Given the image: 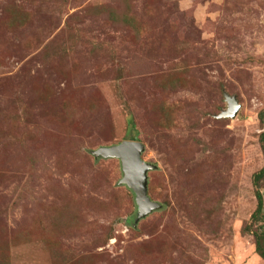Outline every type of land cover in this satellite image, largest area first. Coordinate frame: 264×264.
Segmentation results:
<instances>
[{
  "label": "rangeland",
  "instance_id": "1",
  "mask_svg": "<svg viewBox=\"0 0 264 264\" xmlns=\"http://www.w3.org/2000/svg\"><path fill=\"white\" fill-rule=\"evenodd\" d=\"M263 112L264 0H0V264H264Z\"/></svg>",
  "mask_w": 264,
  "mask_h": 264
},
{
  "label": "water",
  "instance_id": "2",
  "mask_svg": "<svg viewBox=\"0 0 264 264\" xmlns=\"http://www.w3.org/2000/svg\"><path fill=\"white\" fill-rule=\"evenodd\" d=\"M228 110L221 117H236L240 105L235 96L226 94ZM145 148L139 141H124L121 144L103 147L95 151V155L103 158H118L122 161L125 176L122 184L130 187L137 195L139 206L138 220L144 219L161 206L149 196V172L155 165L145 162L142 154Z\"/></svg>",
  "mask_w": 264,
  "mask_h": 264
},
{
  "label": "trees",
  "instance_id": "3",
  "mask_svg": "<svg viewBox=\"0 0 264 264\" xmlns=\"http://www.w3.org/2000/svg\"><path fill=\"white\" fill-rule=\"evenodd\" d=\"M262 122L264 123V112L261 115ZM136 139V138H135ZM261 144L264 150V133L261 135ZM264 181V168L256 173L254 178V183L257 187H261L262 182ZM259 199V206L257 211L253 214V218L255 222L259 221L264 214V195L261 189H258L257 192ZM257 237V251L258 253L264 257V226L256 232Z\"/></svg>",
  "mask_w": 264,
  "mask_h": 264
}]
</instances>
